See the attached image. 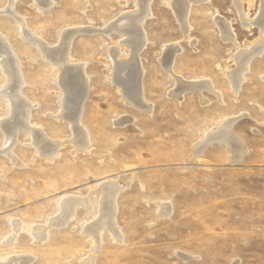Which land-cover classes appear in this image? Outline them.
Returning a JSON list of instances; mask_svg holds the SVG:
<instances>
[{"label":"rangeland","instance_id":"1","mask_svg":"<svg viewBox=\"0 0 264 264\" xmlns=\"http://www.w3.org/2000/svg\"><path fill=\"white\" fill-rule=\"evenodd\" d=\"M8 1L0 0V35L17 59L32 130L6 142L0 127V264L13 258L11 264L25 258V264H264V49L240 83L227 78L237 51L259 36L261 0L238 6L234 0H183L190 1L187 32L175 0H150L140 25L143 48L135 54L142 70L139 106L113 82L111 55L116 49L119 59L131 55L126 19L139 13L141 0H51L48 7L36 0H13L10 7ZM17 16L48 48L80 28L68 52L70 64L82 63L88 82L73 126L62 115L61 67L23 37ZM218 20L228 24L235 43L223 37ZM114 24L118 29L108 31ZM173 46V60L163 61ZM1 67L4 90L8 75ZM181 82L196 91L176 93ZM4 96L0 121L10 115ZM229 118L244 155L234 159L216 140L195 152L205 134ZM77 127L89 138L85 147L75 145ZM34 132L58 142L57 151H37ZM109 181L122 186L115 199L121 240L104 227L91 253L95 240L86 227L99 217V190ZM69 197L83 204L57 226L54 218ZM160 203L170 205L167 215ZM36 226L46 228L40 241Z\"/></svg>","mask_w":264,"mask_h":264},{"label":"bare ground","instance_id":"2","mask_svg":"<svg viewBox=\"0 0 264 264\" xmlns=\"http://www.w3.org/2000/svg\"><path fill=\"white\" fill-rule=\"evenodd\" d=\"M12 1L13 0L8 1L9 2L8 6L11 7L10 4H12L11 3ZM149 1L150 0H141L142 4L140 5L141 8H140L139 13H136L135 15H129V16H127V19L125 18L128 22H130V25H131L130 27H132V32L125 31L126 34H129V36L127 35L128 38L126 37L127 39L125 40V43L128 47V51L131 54L130 56L128 55L129 58H127V59L117 58L118 57V52H117L118 49H116L114 52L112 51L113 55H111V57L113 56V58L115 59V60L112 59L114 62V66L112 65L114 67V74L112 77L113 82H116L118 84V86L117 85L116 86L119 87V89L120 88L122 89V92H124V97H126L127 102L136 104L138 106L141 103V99L143 97L142 92H141V85H140L142 70L140 69V67L138 65L135 54L138 53L137 51H139V49L143 48L142 46L144 44V38L145 37H143L144 33L141 32L140 25H141L143 18H145L147 15L149 16V14H150L149 9H148V2ZM36 2L39 5V7H46V6L48 7L52 3L51 0H36ZM234 3H235V5L238 6V4L240 3V0H234ZM173 5L175 7V12L177 14L178 19L181 20L182 25H183V27H185V31L187 32L188 29H187L186 18H187V14H188L189 7H190V1L175 0ZM260 6H261L260 13H259V16L257 18V21H255V22H257V25L259 24L258 28L260 26L259 36H258L255 44H253L251 47L247 48L248 50H245V49L241 50L240 49L239 52L237 51L236 57L234 59L235 64L233 66V70L227 75V76H229V77H227L228 80L231 79V81L234 82V84L240 83V81L242 80V74H243V72H245L248 69V65H249V62L251 61V59H253V57L256 54H260L264 49V0H261ZM15 19L18 21V24H19V27L21 28V32H22L23 37L27 38V39L31 40L33 43H35V45H37V47H39L40 50H42V52L49 57V60L51 59L52 62L56 63V65L58 64L59 67H61L60 76H62L61 77L62 82H63L62 84L65 88L64 97H63V99H64L63 100L64 112L61 111L63 113V114L62 113L61 114L64 117H66L71 122V125L73 126L75 123H78L77 121L79 119V115L81 112L82 102L85 99L86 94H87V82H88L87 78L84 75V69H83L84 67H83L82 63H81V65H77V64L72 65V63L70 64V58H69V52H68L71 37L73 36V34L76 31L80 30V28H75V29L67 31L66 33L63 34V36L61 37L60 43H58V45L56 47L48 48L47 46H49V45H47L45 42H43L42 40L37 38L25 26V21L23 20L22 17L17 16ZM244 21H245L244 22L245 25L250 23V20L245 19ZM218 23L220 24L219 27H221L223 37L225 39H229V40L233 41V43H235L234 42L235 36L232 34V31H230L231 29L228 27V24L223 22V21H219V20H218ZM125 25H127V24L125 23ZM112 29H118V28H116L115 24H114V26L110 27L107 30L109 31ZM90 30H91V28H90ZM121 31H123V30H121ZM176 51H177V48H175L174 46L169 47L165 52V56H164L163 61H166L168 59L170 60L176 54ZM172 60L173 59H171V61ZM0 64L3 67V69L5 70L4 73L6 72V74L8 75V81H7L8 86L4 90H0V94H2V96L5 95L8 98L7 101H8L9 106H10V115H8L9 117L0 121V127L5 130L6 142H8L9 140L15 139L16 138L15 136L17 135V133H19V131H26V130L31 131L32 130V128L29 126V111L31 108V104L29 102H27L21 95V86L23 84V80H22L20 72H19L18 62H17V59L13 54V50H12L11 46L9 45V43L7 42L6 38L1 36V35H0ZM58 69H60V68H58ZM112 71H113V69H112ZM204 81H206V80H204ZM179 82H180V80H179ZM181 83H182V86L178 87L177 91H175L176 93L180 92L183 87H187V88L188 87H193V88L195 87L193 84H189V83L183 84L184 82H181ZM203 83H205V82H203ZM208 83L209 82H207V84ZM230 85H231V83H230ZM232 86H231V88L233 89L234 86L233 87ZM207 87H210V86L207 85ZM205 88H206V86H205ZM193 90L196 91V88H194ZM210 90H211V88H210ZM182 91H183V89H182ZM237 91H238V88H237ZM121 94L123 95V93H121ZM141 105H142V103H141ZM142 107H145V106H142ZM146 107H148V106L146 105ZM149 107H150V105H149ZM58 115H59V113H58ZM233 120H234L233 118L226 119L223 121V123H220L219 127L217 129H215L214 132H210V133L207 132L206 133L207 135L205 134V136H204V140L201 143H199L197 146H195V149H196L195 152L196 151L200 152L202 147L203 146L205 147V145H208L207 143H209L210 141H214V140H216L218 142L222 141V143L224 142L225 144L228 145V147H230V149L233 153L232 157L234 159L239 160L242 157V155H244L246 148L244 149L243 145L233 135V133L231 131V124H233ZM120 123H123V122L120 121ZM77 128H78V133L76 132V134H77L78 139L76 140L74 138L76 141L74 139H72V140L75 141V145L76 144L78 145L77 147H85V146H87V144L89 142V138H88L87 134H85L83 132V130H81L82 128L81 129L79 127H77ZM35 132H34V135H35V139H34L35 143L34 144H36L38 146V147L36 146L37 151H40L42 153H46L49 155L53 154V152L57 151L55 149H56V147H58V144H57L58 142L57 143H52L53 141L49 142V139L46 140L47 138L46 137H45L46 139L43 138L44 136H42V134H38V133L35 134ZM14 141H11V142L14 143ZM73 141H72V143H73ZM10 147H11V145H10ZM38 149H40V150H38ZM200 154H201V152H200ZM10 156H11V154H10ZM121 187L115 183L110 182V181L104 183L100 187V190H99V192L101 193V195H99V197L101 196V199H99L100 200V202H99L100 203V215H99V217L96 215L97 220H95V221L93 220L94 222L91 223L88 226V228L86 227V229H88V230H86V233L88 231L90 233V235L92 234L93 238L95 240L94 246L91 249L92 250L91 253L94 251V249H96L99 246V243H100L99 242L100 241L99 235H100L101 229H103L104 227L108 228L112 232V234L114 235L115 238H117L118 240H121L120 232H119V230L115 224V213H116L115 199L117 197L118 192L121 191ZM123 187H125V185ZM78 198H80V197H78ZM80 200H81V202L83 201L81 198H80ZM80 200H77V197L76 198L69 197V198L64 199L61 203V206H59L60 208H59V212L57 213L58 215L54 218V223L57 226L58 225L59 226L65 225L67 223V221L70 219L71 215L73 214L74 207H75L76 203L77 202L80 203ZM82 204H83V202H82ZM87 205H88V203H87ZM81 206H83V205H81ZM159 207H160V212L162 213V215H167L171 210L170 209L171 207L168 204H161L160 203ZM159 207H158V209H159ZM98 208H99V206H98ZM106 228H104V229H106ZM34 229H35L34 235H35V238L37 240L40 241L41 239H43L45 237V233H44L45 232L44 230L46 229L45 227L43 229V227L36 226V227H34ZM15 230H17V229L15 228ZM13 232H15V231L13 230ZM90 256L91 255H89L87 260H89ZM27 261H29V259L25 258L24 264ZM11 262H15V259L14 258L10 259V261H8L6 264H11ZM87 263L85 262V264H87Z\"/></svg>","mask_w":264,"mask_h":264}]
</instances>
